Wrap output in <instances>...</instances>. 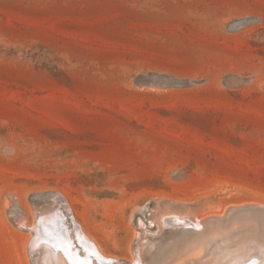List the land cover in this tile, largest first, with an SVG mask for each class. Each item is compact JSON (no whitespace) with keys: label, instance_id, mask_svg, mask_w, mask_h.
I'll use <instances>...</instances> for the list:
<instances>
[{"label":"rangeland","instance_id":"rangeland-1","mask_svg":"<svg viewBox=\"0 0 264 264\" xmlns=\"http://www.w3.org/2000/svg\"><path fill=\"white\" fill-rule=\"evenodd\" d=\"M162 202L216 222L197 261ZM253 203L264 0H0V264L44 263L53 209L114 264H264V212L225 213Z\"/></svg>","mask_w":264,"mask_h":264},{"label":"bare ground","instance_id":"bare-ground-1","mask_svg":"<svg viewBox=\"0 0 264 264\" xmlns=\"http://www.w3.org/2000/svg\"><path fill=\"white\" fill-rule=\"evenodd\" d=\"M176 201V200H175ZM254 204V203H253ZM54 210V209H53ZM53 210H47V211H44L42 212L39 216H38V219H37V226L35 227L36 231L38 232H41V229L45 228V227H50L51 225L49 224H46L45 222L41 224V220H45V221H50L51 223H55L57 225L58 220L56 217L54 216H57V213ZM34 212V211H33ZM58 212V211H57ZM61 212V210H60ZM227 212V209L225 211V213ZM33 214V213H32ZM56 214V215H55ZM59 214V213H58ZM153 217L155 218V221L156 223H159L162 222L163 220L167 221L168 224H171L172 227L174 228H183L184 231L186 233H191L193 235H201L200 237L204 238L205 237V240L203 239V242L202 241H199L198 239L194 240L196 242V245L194 244V242L192 244H194L195 246H191L187 249H191L189 251V253L191 252V256H189V258H186L188 259V262L189 260H195L197 261L198 257H200V255L202 256V253L206 250V247L204 248V246L206 245L207 242H210L207 238V235H208V232H206V225L207 224L208 226H214L216 224V222H214L213 220H209V221H206L204 217H201V216H198L193 210L192 208H189L187 207V204L186 205H177V204H170V203H167V204H164L162 202V204H160L156 210L154 211V213L152 214ZM221 216V215H218V214H211L209 215L210 219H213L212 216ZM213 221V222H212ZM25 221H22V223L24 224ZM140 222V221H139ZM152 223V222H151ZM163 225V224H162ZM167 225V224H166ZM219 226V224L217 225ZM161 227V225H160ZM215 227V226H214ZM68 228V227H67ZM76 228V227H75ZM67 230V229H66ZM76 230V236H77V240H74V234H72L71 232H68L67 235H68V239L70 242L72 243H76V241L81 244L80 246H82L81 248L84 249V252L87 254H92L96 259L100 260V258L102 259H105V260H108V261H111V258L110 257H107L105 255H103L100 250L98 249L97 246H95L94 244H92L91 242L87 241L83 235L80 233V231L78 229H75ZM175 230V229H174ZM70 231V230H69ZM214 231V230H213ZM221 233L220 231H217V233ZM222 232H223V229H222ZM226 232V230H225ZM42 233V232H41ZM39 233V234H41ZM210 233V232H209ZM224 233V232H223ZM147 234V233H146ZM211 236V234H209ZM208 235V237H209ZM216 235V234H215ZM219 235V234H218ZM222 235V234H221ZM145 236V235H143ZM148 236V235H147ZM145 236V238L147 237ZM225 236V235H224ZM43 238H41L40 240L42 241H45V236H42ZM86 237V236H85ZM194 237V236H193ZM141 238V237H140ZM144 238V237H143ZM210 238V237H209ZM215 237H213V239H215ZM138 239H139V236H138ZM192 239V238H191ZM40 240H34L33 241V244H38L39 246L43 247L44 249V252H43V261L44 263L43 264H67V261L65 259V256H67V258H70L71 256L68 255L67 251H68V246L67 245H64L63 243L59 242V243H54L51 239H47L49 241H51L52 243H54V247H49V246H46V243L47 241L43 242V243H40L41 241ZM197 241L202 242V244L200 243L199 247H198V244ZM137 242V241H136ZM148 242V238L146 239H143L139 245V252L141 253H145L148 248L151 247V244L148 245L147 244ZM48 245V244H47ZM187 245H188V242H187ZM59 246V249H56L55 250V247ZM186 246V245H185ZM183 246V248L185 247ZM253 248V247H252ZM138 249V247H137ZM240 249V248H239ZM258 249V248H257ZM138 251V250H137ZM136 249L134 252H137ZM241 250H238V251H234V252H231L230 255L225 258L220 264H224L225 260H229V264H235V261L236 259L239 257H237L235 260H230L232 259L234 256H231L232 254L234 253H239ZM260 250L258 249V252ZM188 253V251H185V253ZM188 253V254H189ZM261 253V252H260ZM140 254H138L139 256ZM185 255V254H184ZM247 255V254H246ZM256 255V254H255ZM70 256V257H69ZM180 256V255H179ZM231 256V257H230ZM100 257V258H99ZM137 257V256H136ZM230 257V258H229ZM140 256L138 257V259L136 258V260H139ZM201 258V257H200ZM244 258V257H243ZM71 259V258H70ZM180 259V260H179ZM184 257L182 258H178V263L179 262H183L181 260H183ZM203 259V258H202ZM69 260V259H68ZM176 260V259H175ZM171 261V260H170ZM169 261V262H170ZM192 261V262H193ZM198 261H202V260H198ZM204 262H206L205 260H203ZM172 262V261H171ZM186 263V260L184 261ZM175 263H177V260L175 261ZM175 263H171V264H175ZM185 263H180V264H185ZM191 263V262H190ZM189 263V264H190ZM199 264H202L201 262H197ZM139 264V263H138ZM157 264V263H156ZM164 264V263H163ZM193 264H196L195 262ZM206 264V263H205Z\"/></svg>","mask_w":264,"mask_h":264},{"label":"water","instance_id":"water-1","mask_svg":"<svg viewBox=\"0 0 264 264\" xmlns=\"http://www.w3.org/2000/svg\"><path fill=\"white\" fill-rule=\"evenodd\" d=\"M227 209H228L227 212L232 213V214H244V213H249V212H253V213L264 212V206L257 205V204H244L240 206L232 205V206L227 207ZM228 213L226 215H228ZM61 214L64 217V214L62 213V211H61ZM63 217L59 214V219H58L59 223H57V225H53L50 227L47 226L41 229V232L42 234L46 236V238L51 239L54 243L61 242L64 245H67L68 246L67 253L68 255L71 256L74 264H114V261H108L100 257H99L100 260H98L92 254H88V253L84 254L82 249L80 248V245H78L77 243L70 242L68 239L67 232H66V228L68 227V225H66L67 220L66 218H63ZM43 242L45 241H41L40 243H43ZM37 248L38 246L35 247V249ZM56 249H59V246L55 247V250ZM64 256L68 264H70L67 256L66 255ZM35 259H36V256L32 257L33 263ZM120 264H138V263L137 261L136 262L132 261L130 263L122 262ZM241 264H254V257L253 256L249 257Z\"/></svg>","mask_w":264,"mask_h":264}]
</instances>
